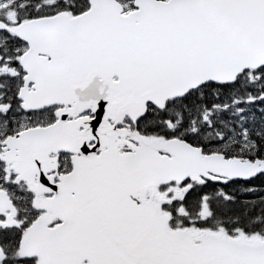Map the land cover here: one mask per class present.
I'll list each match as a JSON object with an SVG mask.
<instances>
[{
	"label": "water",
	"instance_id": "water-1",
	"mask_svg": "<svg viewBox=\"0 0 264 264\" xmlns=\"http://www.w3.org/2000/svg\"><path fill=\"white\" fill-rule=\"evenodd\" d=\"M133 1L136 11L127 16L115 0H91L90 10L74 19L28 21L13 31L29 48L21 59L26 85L34 89L20 95L27 107L73 103L72 116L85 110L95 115L84 123L60 120L8 142L19 151L23 175H33L29 168L44 172L48 155H78L67 181L52 186L39 177L35 191L55 194L44 209L63 224L47 231L34 224L23 236L24 253L37 255L40 264H264L263 248L213 239L192 244L167 231L149 205L130 198L142 187L188 176L247 181L264 171V163L201 158L199 149L176 141L166 150L170 159L143 145L127 160L115 157V146L96 159L104 142L86 149L107 130L106 118L135 120L148 105L162 109L208 82L230 83L263 67L264 0ZM7 210L6 226L16 227V211L0 194V213Z\"/></svg>",
	"mask_w": 264,
	"mask_h": 264
},
{
	"label": "rangeland",
	"instance_id": "rangeland-1",
	"mask_svg": "<svg viewBox=\"0 0 264 264\" xmlns=\"http://www.w3.org/2000/svg\"><path fill=\"white\" fill-rule=\"evenodd\" d=\"M31 0H0V18L7 14V20L17 17L24 20L31 15V12L38 14L39 17H50L59 14H65L74 17L82 14L89 9V0H71V4L62 3L63 0H42L35 8L28 7ZM128 12L133 6L131 0H118ZM32 10V11H31ZM11 13L12 15H9ZM2 53V54H1ZM0 53V68L5 71L1 74L9 75L14 78L19 73V68L11 66L14 61L20 59L24 53L23 49L18 45H13L9 51ZM11 66V69H10ZM10 69V70H9ZM16 80H12V82ZM235 85L225 88L216 85H206L195 93L186 98L188 103L182 104L177 102L172 104L160 115H169L170 118L165 120V125L161 130L164 134L170 133V136L186 137L192 140V143L200 148L204 155L222 154L226 158H235L240 161H250L257 154L259 147L253 140L256 132L264 130L263 120L254 119L256 115H252L251 105L261 99H264V87L260 82L264 83V71L258 73H245L241 75ZM8 99V98H7ZM0 96V111H3L2 104L7 100ZM177 110V112H175ZM13 126L10 128L11 133L18 134L29 127L46 123V116L36 114L31 118L19 119V116H14ZM256 121L260 122L257 124ZM167 122L171 123L169 127ZM3 115H0V137L7 131L3 127ZM170 139V138H168ZM167 139V140H168ZM264 154V150H262ZM249 187L256 189L250 191V201L258 202L260 208L264 210V171L255 180L250 182ZM232 187L231 183L226 187ZM219 187L225 192H233L242 190L240 187H232L226 191L224 185ZM173 190L175 192H173ZM185 189L176 191L172 187L158 186L153 189H148L144 192V199L150 202L157 212L165 217L162 213V208L165 204H169L170 208H164L168 212L177 211L182 204H188L189 209L185 214H182V219H188L191 222H201L206 197H202L200 201L202 206L195 205V197L189 198L184 192ZM182 193V194H181ZM216 193H219L216 191ZM227 197L226 194H222ZM189 198V199H188ZM171 200L174 202L171 203ZM25 199L22 201L24 215H30L26 208H32L31 204H25ZM161 206L158 207V204ZM171 203V204H170ZM192 204V205H191ZM191 205V206H190ZM195 205V206H194ZM184 213L179 210L178 213ZM166 220V219H165ZM176 229L183 231L192 238L213 239L222 244H231L236 246L262 247L264 248V236L258 233L243 236L239 233L228 234L226 231L214 232L206 230L200 231L195 225L189 223L182 224L177 220ZM7 237L3 231H0V250L3 251L0 256V264H13L12 258L15 257L14 264H18L21 252L19 240L15 242L11 238L16 237L14 233L8 234ZM24 257V256H23ZM34 264V263H31Z\"/></svg>",
	"mask_w": 264,
	"mask_h": 264
},
{
	"label": "flooded vegetation",
	"instance_id": "flooded-vegetation-1",
	"mask_svg": "<svg viewBox=\"0 0 264 264\" xmlns=\"http://www.w3.org/2000/svg\"><path fill=\"white\" fill-rule=\"evenodd\" d=\"M9 15H12L9 13ZM7 14L3 18H0V53L3 51H9L13 45H18L23 50L26 51V45L21 41L12 31L24 20H21L17 17H13L7 20ZM2 54V53H1ZM12 67L19 68V73L16 77L12 78L9 75L1 74L5 71L4 68H0V96L8 98L2 104L4 107L3 111H0V115H3V128L7 130L2 137H0V194L6 195L9 201L16 209V221L18 223V229H8L5 226L6 217L10 212L4 211L0 213V231L10 237V233L17 234L16 237L11 238L16 241L22 238L24 232L30 227L31 223H37L41 229H50L54 228L61 224L60 219L46 209H43L42 206L48 202L49 199L53 198L54 194H42L38 195L34 193L31 186H36L39 182V177L48 179L50 184L53 186L59 185L62 180H68L74 170V162L78 158L77 154L74 153H65L63 151L57 152L55 154L48 155V162L45 166H41V169H44V172L39 171L37 168H29L30 172H34L32 176L27 174H22L20 172V155L19 151L15 148H10L8 142L11 139L16 140L19 137V134L25 132L28 129L32 128H43L50 125L56 124L58 121L62 120L65 124L78 123V122H87L92 121L95 118V115L90 110H85L78 116H72L74 112L72 105L67 103V105H57L52 107H46L38 109L36 111L29 110L25 98L20 96L21 93L30 95L32 93V85H26V75L21 70L19 62L15 61L11 64ZM10 66V69H11ZM9 69V70H10ZM264 66L257 70H248V73H258L263 72ZM12 80H16L15 82ZM116 81V79H114ZM185 99V98H184ZM182 98L173 100V103L177 101L184 100ZM170 103V102H169ZM168 103V104H169ZM148 113L140 120H133L128 116L118 117V121L115 119L106 118L105 133L97 132L98 141H88L86 144V149H94L101 142L102 146L98 147L99 149L95 152L94 157L97 159L103 152H106L109 147L115 146V154L122 159H127L128 157L138 153L141 148V143L145 145L149 143L156 149V154L159 157L166 155V152L163 150L166 143L171 139L179 140L189 146L198 148V146L192 143V140L187 139L186 137L179 136H170V133L164 134L161 130L162 126L165 124L164 121H160L162 112L157 109L149 108ZM40 114L46 116V123H41L34 127H29L26 130L21 131L18 134L11 133L10 128L13 126L14 116H19V119L31 118L33 115ZM167 125L170 127L171 123L167 122ZM84 131L83 128L79 129V132ZM108 132L110 133L108 135ZM104 140V138H106ZM85 139H89L90 136L88 133L84 135ZM170 138V139H168ZM168 139V140H167ZM107 145V146H106ZM94 151V150H93ZM203 153V152H202ZM98 167V166H96ZM27 179H30V184L27 183ZM212 185L214 181H207L203 179L193 180L191 176L186 178L181 183H176L171 181L167 184H164L163 187L168 186L172 187L176 191L181 189H192L193 187L199 186L201 184ZM154 187H147L141 189L136 194V203L139 200L144 201V192L148 189H153ZM173 192H175L173 190ZM25 199V204H31L32 208L25 209L28 210L30 215H24V210H22V201ZM161 206V203L158 204V207ZM154 208L155 206H151ZM155 209V208H154ZM192 241L198 242L195 238H191ZM3 251L0 250V256ZM21 261V259L19 260Z\"/></svg>",
	"mask_w": 264,
	"mask_h": 264
},
{
	"label": "trees",
	"instance_id": "trees-1",
	"mask_svg": "<svg viewBox=\"0 0 264 264\" xmlns=\"http://www.w3.org/2000/svg\"><path fill=\"white\" fill-rule=\"evenodd\" d=\"M34 3H38L36 0L30 2V6ZM252 115L256 120H263L264 122V99L258 100L251 105ZM257 124L260 122L256 121ZM253 140L256 142L259 150L255 154V158L263 159L264 154V132H256L253 136ZM256 178L252 179L255 180ZM251 180V181H252ZM230 182L232 187L242 186V190H236L233 192H226L227 197L220 195L216 199H212L210 202V216L201 222H196V226L204 231L210 230L214 232L226 231L228 234L239 233L243 236L247 234L258 233L264 236V210L260 208L258 202L250 201V191L256 189L249 187L250 182ZM219 186L212 185L208 189L215 191ZM232 187H226L227 191ZM204 191V187L198 189L195 193L197 196H201Z\"/></svg>",
	"mask_w": 264,
	"mask_h": 264
}]
</instances>
